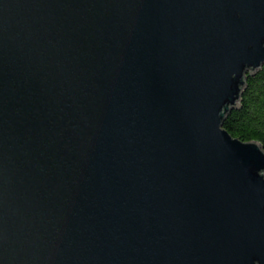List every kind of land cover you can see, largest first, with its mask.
<instances>
[{"label": "water", "instance_id": "water-1", "mask_svg": "<svg viewBox=\"0 0 264 264\" xmlns=\"http://www.w3.org/2000/svg\"><path fill=\"white\" fill-rule=\"evenodd\" d=\"M263 64L264 0H0V264H264Z\"/></svg>", "mask_w": 264, "mask_h": 264}, {"label": "trees", "instance_id": "trees-1", "mask_svg": "<svg viewBox=\"0 0 264 264\" xmlns=\"http://www.w3.org/2000/svg\"><path fill=\"white\" fill-rule=\"evenodd\" d=\"M222 127L242 141H258L264 149V64L247 75L240 105L225 116Z\"/></svg>", "mask_w": 264, "mask_h": 264}]
</instances>
